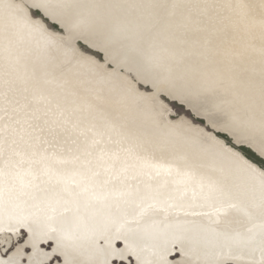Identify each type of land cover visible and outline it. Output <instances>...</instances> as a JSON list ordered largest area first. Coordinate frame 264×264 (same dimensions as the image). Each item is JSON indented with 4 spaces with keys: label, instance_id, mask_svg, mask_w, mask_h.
<instances>
[{
    "label": "bare ground",
    "instance_id": "obj_1",
    "mask_svg": "<svg viewBox=\"0 0 264 264\" xmlns=\"http://www.w3.org/2000/svg\"><path fill=\"white\" fill-rule=\"evenodd\" d=\"M25 1L65 22L69 31L62 23L65 35L49 33L29 18L20 3L0 0V117L5 114L0 198L15 201V194L44 179L42 195L34 199L36 208L47 204L46 209L66 212L74 202L66 192V180L110 164L128 163L149 180L187 170L211 172L201 184L182 185L186 190L178 187L186 194L177 197L192 203L183 206L191 217L172 218L178 226L184 221L204 223L177 229L169 239L196 247L210 261L218 259L224 247L206 228L215 221L209 219L210 210L198 207L216 205L225 217L231 202L256 206L264 202V175L199 128L171 122L156 97L162 92L196 109L215 127L225 128L264 154V44L242 47L235 30L264 41V0H90L96 12L88 8L69 12L48 0ZM221 9L230 15L223 24L213 21ZM231 26L237 38L217 39ZM80 36L154 85L155 92L137 90L117 71H106L76 52L73 43ZM148 101L154 104L149 106ZM20 102L23 108L15 110ZM106 204L113 208L115 199ZM124 220H115V230L106 237L102 225L96 224L90 234L93 241L118 248L111 251L114 264L126 259L158 264L171 241H137ZM59 226L52 230V238L25 246L32 250L55 241L52 256L39 253L34 264H52L53 258L65 259L64 264H98L104 256L101 245L90 247L88 233H70ZM145 243L152 249L145 252L144 263L138 250ZM156 250L162 253L159 258L154 256Z\"/></svg>",
    "mask_w": 264,
    "mask_h": 264
},
{
    "label": "rangeland",
    "instance_id": "obj_2",
    "mask_svg": "<svg viewBox=\"0 0 264 264\" xmlns=\"http://www.w3.org/2000/svg\"><path fill=\"white\" fill-rule=\"evenodd\" d=\"M12 1L16 4L20 3L29 18L38 22L49 33L56 35L66 34L65 28L62 25L65 22H60L43 8L37 7L38 5L34 6L32 5L33 3L29 4L25 0ZM48 1H50V4L58 2L59 8H68L69 12H77L87 8L91 9L92 12H96L95 7L89 4L90 0ZM224 12L226 10L221 9L218 11L213 21H220L223 24L230 16ZM163 14L164 12L161 16ZM193 20L198 21L200 19L194 18ZM179 23L181 24L182 22L179 21ZM65 26L67 27L66 24ZM235 30H239L238 43L242 47L245 46V43L250 44L253 48L259 45L263 46L264 41L259 38L246 37L243 29L236 28ZM235 30L231 26L227 30L221 31L222 34L218 31L217 39H235L237 38ZM81 38V36L76 38L73 43L76 52L92 58L106 71H117L126 83L137 90L147 94L155 92L154 85H147L146 81L139 74L137 75L129 67L119 66L108 56L109 53L94 49L80 40ZM252 47H250L249 52L252 50ZM138 52L140 53L139 50L136 51L137 54ZM244 58L249 61L247 55H244ZM238 62V59L234 61V65ZM156 100L165 108V114L171 122L178 123L184 121L199 128L210 135L227 151L238 155L244 162L250 164L256 171L264 175V154L253 144L245 143V140H238L225 131V128L215 127L209 122L208 118L201 115L196 109H191L183 103L171 99L162 92L157 95ZM147 104L152 106L154 101H148ZM23 106L24 102H20L15 110L21 111ZM253 110L256 114L257 108L255 107ZM28 114L26 117L29 116ZM4 119L5 114L3 113L0 117V171L4 162ZM210 175L211 172L187 170L179 172L176 176H169L166 179L160 176L158 180L155 178L149 180L144 171L138 170L135 166L128 163L110 164L85 173L82 176H76L73 181L72 179L66 180V187L68 188L66 192L71 200L74 201L69 205L70 207L66 212L50 208L46 209L50 207L47 204L40 206L42 207L41 209H39L40 207L36 208L37 204L34 199L41 197V191L44 188L42 182L44 179H41L30 190L25 191L23 189L15 194V201L0 198V264H34L33 262L39 253L45 255L46 258H50L52 251L54 252L55 241H53L50 247H38L29 250L25 249V246L28 242L35 243L36 240L52 238L55 235L52 234V230L60 227L59 225H62V228H65L70 233L79 231L90 235L94 232L96 224H101L104 228L102 232H104V237H106L110 230H115V225L113 224L115 220L125 218L124 222L126 223H124V226L131 229V234L137 241L139 238L162 239L165 244H168L171 241L169 238H172L171 232L177 229H184L186 226L202 225L204 223L197 220L195 223L191 222L190 224L188 221H184L179 226L174 224L172 218L184 220L191 217V212L187 213L183 206L192 203H186L184 202L186 199L177 197L186 194L185 191H177L178 187L193 183L201 184L207 181ZM165 181L167 182L163 184ZM182 188L187 189V187L183 186ZM173 189L174 192L172 191ZM161 190H164L165 194L161 193ZM3 191H6L5 188ZM200 194L198 193V195ZM112 198L115 199V206L113 208L106 204ZM230 205L231 207L227 209V216L225 217H223L224 213L222 211L215 208L216 205L202 204L198 207L199 209L210 210L209 219L215 221L214 225L208 224L209 227H206L207 225L205 227L219 238L218 244L224 247V250L219 252L221 256L218 259L210 261L203 257V253L196 247L187 246V244L183 243L175 244L179 239H174L170 242L169 250L164 248V257L160 259L158 264H264V202L256 206H249L239 202H231ZM129 206L132 207L130 210ZM38 210L40 211L38 212ZM37 212L38 216H36ZM148 214H154L155 217H148ZM200 214L201 212L196 213V215ZM203 214L205 216L208 215L207 213ZM66 216H70V220L63 218ZM236 216L240 218L238 221H236ZM81 217L84 218V221H79ZM99 217L102 220L97 221ZM87 222L89 224H85ZM28 223H30V226H28ZM171 223L174 225H171ZM147 225L149 226L147 227ZM93 237L92 235L89 236L86 245L90 247L101 245L104 256L98 264H114L112 263L111 256L118 248L115 245L107 247L103 244L104 241L97 244L93 241ZM151 249L152 246L147 243L141 245L138 250L140 262L145 263V259L148 256L145 252H150ZM173 252L174 255L167 258V255ZM160 254L162 253L156 250L154 256L159 258ZM27 256H30L32 260L30 261V258L28 259ZM23 257H26V261H23ZM64 263H66L65 259H52V264ZM123 263L136 264L137 260L126 259Z\"/></svg>",
    "mask_w": 264,
    "mask_h": 264
}]
</instances>
